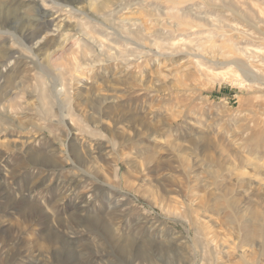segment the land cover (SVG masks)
<instances>
[{
  "label": "rangeland",
  "instance_id": "374dc122",
  "mask_svg": "<svg viewBox=\"0 0 264 264\" xmlns=\"http://www.w3.org/2000/svg\"><path fill=\"white\" fill-rule=\"evenodd\" d=\"M0 28V264H264V0H0Z\"/></svg>",
  "mask_w": 264,
  "mask_h": 264
},
{
  "label": "bare ground",
  "instance_id": "6f19581e",
  "mask_svg": "<svg viewBox=\"0 0 264 264\" xmlns=\"http://www.w3.org/2000/svg\"><path fill=\"white\" fill-rule=\"evenodd\" d=\"M45 1V0H44ZM51 1H56V0H51ZM106 3V2H105ZM61 5V4H60ZM43 10V9H42ZM42 20V19H41ZM183 20V19H182ZM42 22V21H41ZM39 23V22H38ZM194 24V23H193ZM1 29V28H0ZM61 29V28H60ZM2 32V31H1ZM8 33V32H7ZM26 43V42H25ZM34 45V44H33ZM29 46V45H28ZM32 47V46H31ZM24 49V48H23ZM28 51V50H27ZM217 64H221L222 66H226V65H229V64H231V63H225V64H222V63H217ZM67 100V99H66ZM64 118H62V120H63ZM62 124H64V123H62ZM74 152V151H73ZM66 158V157H65ZM70 158V157H69ZM224 247H222L221 249H223ZM220 248H219V251L221 252L222 250H221ZM253 253V252H252ZM218 255L220 256V253H214V256H215V258H216V264H222L221 262L219 263V261L218 260H220V258L221 257H218ZM248 259V258H247ZM250 259V258H249ZM247 261V263H245V264H249L248 263V260H246ZM252 264V263H251Z\"/></svg>",
  "mask_w": 264,
  "mask_h": 264
}]
</instances>
